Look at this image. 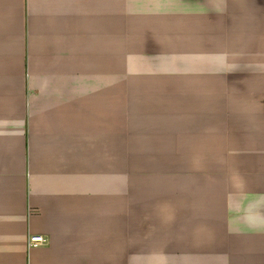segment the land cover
Returning <instances> with one entry per match:
<instances>
[{
  "label": "crops",
  "instance_id": "0c3cea01",
  "mask_svg": "<svg viewBox=\"0 0 264 264\" xmlns=\"http://www.w3.org/2000/svg\"><path fill=\"white\" fill-rule=\"evenodd\" d=\"M257 1L0 0V264H264Z\"/></svg>",
  "mask_w": 264,
  "mask_h": 264
},
{
  "label": "rangeland",
  "instance_id": "374dc122",
  "mask_svg": "<svg viewBox=\"0 0 264 264\" xmlns=\"http://www.w3.org/2000/svg\"><path fill=\"white\" fill-rule=\"evenodd\" d=\"M258 2V5L259 6H264V0H258L257 1ZM128 5H127V8H128V10H129V8L131 7V4H129V3H127ZM217 8V9H216ZM207 10L208 11H215V12H221V14H222V16L224 17V18H226V16H227V13H226V9L224 8V5H221V6H217V7H215L214 5H212V4H210V5H208L207 6ZM130 13V12H129ZM129 13H128V16H129ZM126 13H124V12H122V11H119V12H116V15L117 16H119V15H125ZM225 14V15H224ZM118 78V77H117ZM119 79V78H118ZM120 80V79H119ZM114 98L115 97H113L112 96V103H114L115 105H113L112 107H114V106H118V101H116V102H114ZM127 110H128V108H129V103H128V105H127ZM140 110V109H139ZM130 117L127 115V118H126V122H127V125H129V119ZM143 149H145V148H143ZM128 160H131V163L130 164H128V168L130 167L131 169H135V166L137 167V164H135V161L136 160H140V157H137V156H131V158L130 159H128ZM143 164H146L145 162H143ZM182 164H184V162H173V163H169V165H167V170L168 171H172V170H177V169H180V171L182 170H184V168H185V166H182ZM191 164V166H192V164H194V163H190ZM151 163H148V166H149V169H151V168H153V167H151ZM215 164L214 163H209L208 164V166L210 167V168H212L213 166H214ZM154 166V165H153ZM193 166H199L200 167V164H198V163H195V165H193ZM158 167H159V164H157V167H155L156 169H158ZM214 196V194H211V193H209L208 194V197L209 198H207V197H205L206 199H205V202H208V203H212L213 201L211 200L212 199V197ZM248 201H249V199H247ZM247 201V202H248ZM252 202V201H251ZM198 203H202V201L201 202H198ZM223 207H224V205H223Z\"/></svg>",
  "mask_w": 264,
  "mask_h": 264
},
{
  "label": "built area",
  "instance_id": "2783aa9c",
  "mask_svg": "<svg viewBox=\"0 0 264 264\" xmlns=\"http://www.w3.org/2000/svg\"><path fill=\"white\" fill-rule=\"evenodd\" d=\"M47 244V239L43 236H31L28 239L27 246L29 249L38 248Z\"/></svg>",
  "mask_w": 264,
  "mask_h": 264
}]
</instances>
